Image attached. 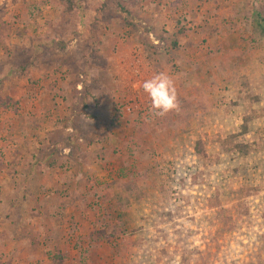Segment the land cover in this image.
I'll list each match as a JSON object with an SVG mask.
<instances>
[{
    "label": "rangeland",
    "instance_id": "1",
    "mask_svg": "<svg viewBox=\"0 0 264 264\" xmlns=\"http://www.w3.org/2000/svg\"><path fill=\"white\" fill-rule=\"evenodd\" d=\"M158 9L169 28L144 26ZM135 32L141 46L119 51ZM53 43L95 59L64 98H81L88 122L71 160L84 175L71 209L43 220V250L12 261L264 264V0H0V51L15 66ZM161 73L168 111L143 88Z\"/></svg>",
    "mask_w": 264,
    "mask_h": 264
},
{
    "label": "crops",
    "instance_id": "2",
    "mask_svg": "<svg viewBox=\"0 0 264 264\" xmlns=\"http://www.w3.org/2000/svg\"><path fill=\"white\" fill-rule=\"evenodd\" d=\"M160 9L149 12L153 15L146 13L143 25L152 26V30L165 24L169 28L171 14ZM135 34L137 40L132 36L127 43L117 39L118 50L135 52L146 37ZM53 50L49 58L45 49L31 55L34 65L26 66V71L14 65L18 58H14L15 53L0 51V263H4L3 258L5 264H15L14 254L18 257L43 250V242L51 235L43 228V220L48 215L57 220L71 209L84 175L77 164L71 165V160L78 152L77 140L88 141L84 131L88 122L80 118L82 99L77 103L67 100L80 91L78 84H69L68 80L79 73L76 67L83 68L82 76L88 85L95 59H89L88 64L80 54L72 58L75 49ZM99 55L102 57V53ZM100 57L99 60H108ZM65 77L68 79L64 81ZM68 152L71 156L66 155ZM28 259L31 261L26 258V264Z\"/></svg>",
    "mask_w": 264,
    "mask_h": 264
},
{
    "label": "clouds",
    "instance_id": "3",
    "mask_svg": "<svg viewBox=\"0 0 264 264\" xmlns=\"http://www.w3.org/2000/svg\"><path fill=\"white\" fill-rule=\"evenodd\" d=\"M143 88L152 98L154 108L168 111L176 107L175 89L167 75L161 73L146 80Z\"/></svg>",
    "mask_w": 264,
    "mask_h": 264
},
{
    "label": "built area",
    "instance_id": "4",
    "mask_svg": "<svg viewBox=\"0 0 264 264\" xmlns=\"http://www.w3.org/2000/svg\"><path fill=\"white\" fill-rule=\"evenodd\" d=\"M132 108H133L132 106H128L126 109L128 112H130L132 110Z\"/></svg>",
    "mask_w": 264,
    "mask_h": 264
}]
</instances>
